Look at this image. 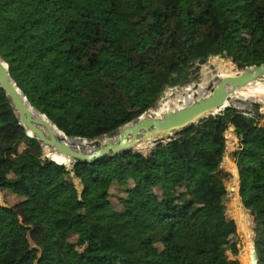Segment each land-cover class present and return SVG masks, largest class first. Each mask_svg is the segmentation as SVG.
I'll use <instances>...</instances> for the list:
<instances>
[{
    "label": "trees",
    "instance_id": "trees-1",
    "mask_svg": "<svg viewBox=\"0 0 264 264\" xmlns=\"http://www.w3.org/2000/svg\"><path fill=\"white\" fill-rule=\"evenodd\" d=\"M216 57L240 70L264 63V0H0V59L30 106L67 137L113 133ZM257 123L229 106L146 154L148 144L64 166L26 135L0 88V193L21 199L0 205V264H227L235 231L222 161L231 127L239 194L264 264ZM90 228L97 242L81 252Z\"/></svg>",
    "mask_w": 264,
    "mask_h": 264
},
{
    "label": "water",
    "instance_id": "water-1",
    "mask_svg": "<svg viewBox=\"0 0 264 264\" xmlns=\"http://www.w3.org/2000/svg\"><path fill=\"white\" fill-rule=\"evenodd\" d=\"M220 61L225 62L224 59H220ZM204 63V60H200L195 69ZM255 83H264V63L246 67L236 72L233 76L224 78L215 76L208 85L205 95L196 97L188 104L158 115L149 110L136 120L119 127L111 134L94 139L68 137L70 139L86 141L84 147L79 148L76 144L66 143L63 138H60L55 129L59 132L61 131L44 115L38 112L40 118H33L27 105L24 103L27 102L26 98L10 78L6 63L0 59V88L3 89L5 95L10 100L19 125L25 130L26 135L36 140L43 149L46 147L52 150L57 155L69 160L70 163L94 164L108 157H116L135 151V148L141 144L167 141L173 135L197 124L208 114L213 112L217 114V112L229 107L231 97L238 90ZM197 87L198 85H193L194 90ZM27 104L30 106L28 102ZM61 133L64 134L63 132ZM53 162L66 166L65 164Z\"/></svg>",
    "mask_w": 264,
    "mask_h": 264
},
{
    "label": "rangeland",
    "instance_id": "rangeland-1",
    "mask_svg": "<svg viewBox=\"0 0 264 264\" xmlns=\"http://www.w3.org/2000/svg\"><path fill=\"white\" fill-rule=\"evenodd\" d=\"M220 59L221 58L218 57L211 58L198 68L195 69L194 67V72L192 76L194 78L192 83H190L189 85L179 86V89L178 87L166 89L162 97L158 100L154 108L151 110L154 113H160L170 111L174 108H178L180 99L176 97V95L183 89L200 84L204 78V75H206L207 78L211 80L215 76H220L219 74H234L236 72L241 71L231 61L225 60V64L222 65ZM230 64L232 65L233 69L230 68ZM230 106L235 107L239 111L244 112L246 114L256 116V119L258 121L257 127L264 129V107L261 104L255 102H245L242 105L232 104ZM153 143L154 142L148 144L145 149H142L139 152L146 154ZM238 146L239 139L235 135L234 129L231 127L229 128L226 135V151L224 159L222 161V171L227 173L228 175L224 180V185L227 191L226 214L227 217L231 220L235 231V236L233 237L235 249L233 250L230 247L224 250L222 252V257L226 260L227 264H229L232 259L238 260L240 264H247L248 262H251V264H256L255 247L254 243L251 242V240L253 239V235L255 236L253 232V221L250 213L242 206V200L239 194V171L237 163L233 157V154L238 151ZM45 155L47 156V154ZM77 187L78 189H80L79 185H77ZM111 193V201L114 207L118 209L119 206L117 197L120 196L121 193L117 187L113 188ZM144 198L146 200L150 199V195L146 191H144ZM20 200L21 199L19 197L12 195L8 191H3L0 193V205L13 206ZM92 220L93 218L88 216V222L90 227L92 225ZM239 221L241 223L243 221V229L239 228ZM97 236L98 232L90 228L88 237L82 240V242L78 246V250L81 252H87L90 247L96 244ZM250 251L251 258L249 259Z\"/></svg>",
    "mask_w": 264,
    "mask_h": 264
},
{
    "label": "bare ground",
    "instance_id": "bare-ground-1",
    "mask_svg": "<svg viewBox=\"0 0 264 264\" xmlns=\"http://www.w3.org/2000/svg\"><path fill=\"white\" fill-rule=\"evenodd\" d=\"M234 74H224V75H220L219 77L224 78L227 76H233ZM212 79L209 80L207 78V76L204 75L202 82L200 84H197L198 87L196 90H194L193 86H190L186 89L181 90L176 95V97H178L180 99V103H179L178 107L190 103L196 97H200V96L205 95L207 87L210 84V82L212 81ZM245 102H255V103L261 104L264 107V83H255V84H252L246 88L238 90L231 97L230 105H232V104L242 105ZM24 103L27 105V107H28L30 113L32 114L33 118L39 119L40 118L39 113L36 112L35 110H33L30 106H28L27 102H24ZM174 109H176V108H174ZM160 113H165V112H160ZM160 113H155V114L158 115ZM214 115H215V112L208 114L205 118H207L209 116H214ZM55 132L57 133V135L60 138H63L66 143H74L79 148L84 147V145L86 144V141H82V140H78V139H70L56 129H55ZM142 145H145V144H141L138 147H140ZM44 149L47 150V152H48L47 157H49V159H51V160H53L59 164H65V165L70 164L69 160L57 155L52 150H49L46 147Z\"/></svg>",
    "mask_w": 264,
    "mask_h": 264
}]
</instances>
